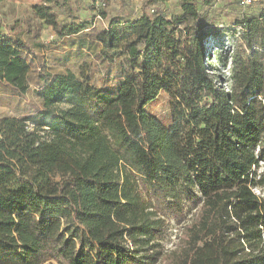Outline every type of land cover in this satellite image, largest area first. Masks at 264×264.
I'll return each mask as SVG.
<instances>
[{
  "label": "trees",
  "instance_id": "obj_1",
  "mask_svg": "<svg viewBox=\"0 0 264 264\" xmlns=\"http://www.w3.org/2000/svg\"><path fill=\"white\" fill-rule=\"evenodd\" d=\"M60 1L34 18L62 38L95 29L62 26ZM169 1L178 13L113 16L78 74H47L34 114L0 119V264H264V10L237 22L226 79L199 9L214 0L149 3ZM10 31L0 13V86L24 94L22 54L45 46ZM161 94L168 123L148 111Z\"/></svg>",
  "mask_w": 264,
  "mask_h": 264
},
{
  "label": "rangeland",
  "instance_id": "obj_2",
  "mask_svg": "<svg viewBox=\"0 0 264 264\" xmlns=\"http://www.w3.org/2000/svg\"><path fill=\"white\" fill-rule=\"evenodd\" d=\"M42 3L43 0H4L0 5L6 33L12 34L10 30L15 28L17 34H21V37L30 46L35 42H41L45 46L41 50L34 49L22 54L31 66L29 88L24 94L0 86V119L34 114L36 107L40 105L37 92L43 85V77L47 74L66 73L67 71L78 74L80 66L90 59V54L95 49L93 30L107 26L113 16L121 15L126 19L135 20L144 14L151 15L157 9L172 15L178 13L180 8L176 1L150 5L149 0H110L109 5L105 8L102 7L101 0L93 5L80 0H74L71 4L64 5L63 1H60L59 5L53 4L52 6L62 26L79 25L86 22L95 26V29L62 38L58 37L45 22L34 18L33 6ZM199 9L208 24L221 30L219 37L221 43L216 47L218 53L214 57V62L220 66L223 76L228 79L231 76L232 61L230 57L234 44L240 41L242 34L237 22L246 16L260 14L264 10V0L247 8L241 7L239 0H214L209 7H205L201 3ZM101 11L107 12L106 19L99 16ZM148 111L162 122L168 123L171 117L169 98L165 94H161L148 107ZM258 174L264 176V166L259 169ZM256 194L264 199V188L258 189ZM178 234L179 225L171 221L163 240L166 249L173 248L178 242Z\"/></svg>",
  "mask_w": 264,
  "mask_h": 264
},
{
  "label": "built area",
  "instance_id": "obj_3",
  "mask_svg": "<svg viewBox=\"0 0 264 264\" xmlns=\"http://www.w3.org/2000/svg\"><path fill=\"white\" fill-rule=\"evenodd\" d=\"M260 2L259 0H239V5L243 8L254 6L256 3Z\"/></svg>",
  "mask_w": 264,
  "mask_h": 264
}]
</instances>
